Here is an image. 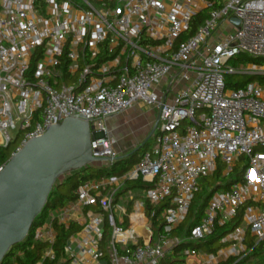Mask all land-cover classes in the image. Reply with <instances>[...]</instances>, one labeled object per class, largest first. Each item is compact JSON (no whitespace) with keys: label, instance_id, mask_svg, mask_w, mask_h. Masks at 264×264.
Listing matches in <instances>:
<instances>
[{"label":"built area","instance_id":"2783aa9c","mask_svg":"<svg viewBox=\"0 0 264 264\" xmlns=\"http://www.w3.org/2000/svg\"><path fill=\"white\" fill-rule=\"evenodd\" d=\"M136 104L157 110L152 145L123 174L77 185L80 229L57 264L174 261L182 242L204 240L245 203L216 251L184 249L179 264H237L251 251L247 233L263 246L253 264H264V0H0V150L12 146L9 157L70 117L88 122L91 155L110 164L119 155L106 120ZM236 164L242 180L211 193L188 235L174 234L200 179ZM138 180L149 186L121 202ZM53 217L32 243L54 241Z\"/></svg>","mask_w":264,"mask_h":264},{"label":"trees","instance_id":"16d2710c","mask_svg":"<svg viewBox=\"0 0 264 264\" xmlns=\"http://www.w3.org/2000/svg\"><path fill=\"white\" fill-rule=\"evenodd\" d=\"M206 16V10H201L196 13L189 22L187 31L182 34L179 39H184L187 36H190L195 33L199 25L203 22V19ZM251 79V78H250ZM237 87V85L233 86ZM147 141L142 145V147L136 152H128L127 154L121 155L119 158H116L112 163H94L92 165H87L80 169L66 173V177L63 181L54 184L51 188L45 207L43 210L35 217L33 220L32 226L27 237L21 243L14 245L9 250V255L4 258L0 264H36L41 260L42 264H57L63 257V249L68 238L77 232L80 229V225L76 222H70L68 224H63L58 222L56 217L51 219V224L55 233V238L52 243L49 242H31V234L37 226L41 225L46 221L47 213L49 210L56 208H63L68 202L75 201L74 190L77 185L82 183L84 180L97 178L100 176H119L126 172L132 165H134L140 158L141 152L144 150ZM12 146H9L5 149L0 150V165L8 160ZM221 165L218 166L217 170L209 175L202 177L200 179V189L194 195L193 200L191 201L187 215L185 219L180 223V225L173 231L174 234H184L188 235L189 229L196 224L205 207L207 199L210 197L213 191L219 189H228V187L242 180L241 173L243 170H240L238 164L233 169V173L222 174ZM149 185L143 184L140 180L127 184L125 190L132 188H141L148 187ZM247 203L243 204L234 219L229 223L224 224L220 227H215L213 233L201 241H188L185 240L178 247H176V258L174 261H161L159 264H179L183 260V255L181 252L184 249L193 248L199 249L203 252H214L210 247L213 243L218 242L219 238L228 232L232 231L237 227L241 222V215L244 207ZM166 206L165 202H161L156 205L154 209V217H151V220L154 222L155 217L159 215L162 209ZM131 209V203L127 205V212ZM146 214L150 216L151 207L146 204L145 207ZM125 225H127V219H125ZM244 242L247 246V250L251 251L237 264H253L260 263L263 261L262 252L263 246L257 247L253 246L252 235L247 233L244 239ZM51 248L53 251V257L49 258L45 256V251ZM18 253V254H17ZM254 261H250V257H254ZM234 258L230 257L224 262L218 264H232Z\"/></svg>","mask_w":264,"mask_h":264},{"label":"water","instance_id":"95a60500","mask_svg":"<svg viewBox=\"0 0 264 264\" xmlns=\"http://www.w3.org/2000/svg\"><path fill=\"white\" fill-rule=\"evenodd\" d=\"M238 23L237 19H232ZM156 126L154 123L150 135ZM93 135L87 121L64 118L41 136L28 140L0 169V263L9 250L27 237L35 217L43 210L56 179L92 165ZM143 144L131 152L138 151ZM118 156L117 158H119Z\"/></svg>","mask_w":264,"mask_h":264},{"label":"crops","instance_id":"0c3cea01","mask_svg":"<svg viewBox=\"0 0 264 264\" xmlns=\"http://www.w3.org/2000/svg\"><path fill=\"white\" fill-rule=\"evenodd\" d=\"M143 108H146L144 104H136L121 114L107 118V127L117 140L116 150L119 156L131 152L151 137L150 132L157 119V110L150 106V109L143 113L141 112ZM143 129L150 131L149 134L147 132L144 134ZM49 213V219L56 216L57 220L63 224L80 220L79 209L74 201Z\"/></svg>","mask_w":264,"mask_h":264},{"label":"rangeland","instance_id":"374dc122","mask_svg":"<svg viewBox=\"0 0 264 264\" xmlns=\"http://www.w3.org/2000/svg\"><path fill=\"white\" fill-rule=\"evenodd\" d=\"M229 79H230L231 81H233V82H234V81H235V82H246V81L249 80L246 76H231V77H229ZM182 84H183V83H182ZM145 107H146V108H143V109L141 110V112L145 113L146 110L150 109V106H148V105H145ZM142 132H143L144 134H146V132H147V134H149L150 131H148V130L146 131V129H143ZM151 145H152V138L150 137V138L147 140V143H146L144 149H146V148H150ZM66 175H67V174H63V175L59 176V177L56 179V181H55L54 184H57L58 182L63 181V180L65 179ZM136 192H137V189H136V188L127 189L126 191H124V192L121 193L120 201L122 202V201H124V200H127V199H128V196H129L130 194H135ZM69 203H70V202H68L67 204H69ZM67 204H66V205H67ZM66 205H65V206H66ZM56 209H58V208H56ZM56 209H55V210H56ZM50 211H52V210H49L48 213H49ZM48 213H47L46 221H48V219H49ZM49 214H50V213H49ZM218 247H219V243H218V242H215V243H213V244L211 245L210 248H211L212 250H215V249H217ZM17 254H18V253H17ZM254 258H255V257H254Z\"/></svg>","mask_w":264,"mask_h":264}]
</instances>
